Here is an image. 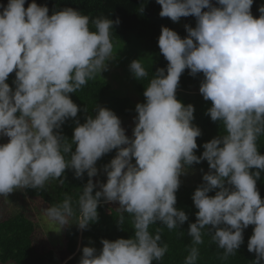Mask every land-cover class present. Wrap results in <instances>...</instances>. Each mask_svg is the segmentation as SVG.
I'll use <instances>...</instances> for the list:
<instances>
[{
    "label": "clouds",
    "instance_id": "obj_1",
    "mask_svg": "<svg viewBox=\"0 0 264 264\" xmlns=\"http://www.w3.org/2000/svg\"><path fill=\"white\" fill-rule=\"evenodd\" d=\"M155 2L161 18L176 23L191 16L196 23L184 25V38L161 27L157 46L167 65L152 73L144 102L135 105L131 137L112 110L96 104L95 115L81 123L78 113L87 108L71 99L109 70L119 18L90 17L71 7L50 15L35 0L26 8V0L0 5V137L7 138L0 143V197L43 190L50 182L63 185L67 170L77 180L86 175L75 202L66 195L42 209L43 216L57 233L71 225L86 231L98 220V207L115 204L118 229L127 218L132 235L101 239L99 250L83 247L78 264H160L168 245L161 243L160 227L154 233L150 228L178 230L188 221L176 207L180 178L206 161L208 171L191 197L195 222L188 224L191 246L183 264H197L205 235L222 250V260L236 255L249 226L251 264H264V199L257 189L264 174L258 147L264 137V4L254 18V0ZM128 68L138 81L149 76L141 59ZM185 70L202 74L198 91L211 102L205 114L223 128L200 145L199 156L194 106L176 98ZM12 73L14 87L6 82ZM68 120L75 125L71 139L62 134ZM113 150L98 169L97 161ZM101 172L104 182H94Z\"/></svg>",
    "mask_w": 264,
    "mask_h": 264
},
{
    "label": "trees",
    "instance_id": "obj_2",
    "mask_svg": "<svg viewBox=\"0 0 264 264\" xmlns=\"http://www.w3.org/2000/svg\"><path fill=\"white\" fill-rule=\"evenodd\" d=\"M32 0H26L25 8ZM38 5H46L49 8L51 15L54 10L58 11L65 7H71L80 11L84 15L90 17L107 16L109 19L115 20L117 17L120 20L119 26L113 28V43L126 42L130 34L141 41L144 47L142 63L148 71V78L135 80L134 88L140 98V103L144 102L143 91L151 78L152 73L157 68H165L167 61L160 54L157 46V40L160 35L162 26L168 27L170 30L177 32L181 38L186 36L184 27L177 28L169 18H161L159 16L160 6L155 0H35ZM215 4V0H212ZM7 0H0V5H6ZM264 4V0H254L251 7V12L254 18H257L258 7ZM143 7L144 11L141 14L139 9ZM184 25L187 24L195 27L194 17H182ZM15 73L9 75L6 81L10 87H14L13 80ZM202 74H197L192 77L188 74V70L180 77L179 86L176 90V98L185 105L192 104L194 106L193 124L200 128L201 136L197 138L198 150L195 153L200 155L203 149L200 147L205 142L222 134V125L219 122H212L210 117L205 113L211 107L210 101H204L199 94L198 88ZM71 99L81 109L87 108L88 113L83 111L78 113L77 119L81 123L84 122L86 115H95L93 112L95 104L106 107L112 110L119 118H131L136 115L135 105L124 96L117 95L111 85L104 79L97 77L93 81H89L86 86L76 93L71 94ZM75 127L72 120H68L62 126V134L71 139L73 128ZM134 127V126H133ZM132 124L127 129L126 135L131 137ZM0 143H2L0 139ZM258 147L261 154H264V137L258 141ZM115 155V150L103 156L97 161L96 167L101 169L104 164H107ZM134 162V161H133ZM192 170H208L207 162H201L199 165H193L189 169ZM104 182L105 177L101 172L97 177L93 178ZM182 180L181 185L176 192L177 204L176 207L185 211L188 215V221L178 230H168L164 226L154 225L150 228L151 232H155L156 227L161 228V243L168 245V251L160 262V264H183L185 257L188 254V249L191 246V238L187 236V228L189 223L195 222L196 209L193 206L192 194L195 189L202 183L200 180ZM87 181L85 175L83 180H77L73 176L71 170H67L64 174V184L57 188V199L54 201L46 187L40 189H26L24 194L30 198H40L45 201L48 206L62 201L65 196H70L73 202L78 199L80 189ZM257 189L262 199H264V174L261 180L257 182ZM209 195H214L209 193ZM115 204H105L98 207V220L91 224L86 231L79 230L75 225L66 227L65 231V250L67 259L62 264H78L81 256V249L85 246L96 247L98 250L101 245V239L110 241L118 238H129L132 235L130 222L127 220L121 226L123 231L119 230L116 225L117 213L115 212ZM73 218L72 223H75ZM178 231H182L185 235H178ZM37 225L23 213H13L9 216L0 218V263L13 264H53L56 257L49 248H41L35 242V234ZM252 234V226H249L244 231V243L241 245L237 254L228 257L227 260H222V250L218 249L215 244L211 243L210 237L204 236V243L199 245L200 255L197 264H251L255 258L254 254L247 251V240Z\"/></svg>",
    "mask_w": 264,
    "mask_h": 264
},
{
    "label": "rangeland",
    "instance_id": "obj_3",
    "mask_svg": "<svg viewBox=\"0 0 264 264\" xmlns=\"http://www.w3.org/2000/svg\"><path fill=\"white\" fill-rule=\"evenodd\" d=\"M177 28L184 27V20L181 18L179 22L174 23ZM114 45L115 58L109 62V70L101 74V78L107 81L113 91L119 95L130 99L136 105L140 103V98L134 88L135 78L129 71V64L132 60L143 58L144 47L141 41L137 40L133 34H130L126 42H116ZM135 116V115H134ZM119 118V117H118ZM121 126L127 131L129 126H134L132 116L131 118H119ZM2 143H7L6 137H0ZM208 170H192L187 175L182 176L180 179L200 180L202 175ZM58 184L50 182L47 186V192L55 201L57 199ZM48 204L40 198H30L24 194V190H16L9 194L7 198L0 197V218L9 216L13 213H23L30 220L37 225V232L35 242L41 248H49L55 254V261L53 264H62L67 259V252L65 250V231L66 228L60 232H56V227L51 224L42 214L41 210L47 208ZM2 264V263H0ZM13 264V263H5Z\"/></svg>",
    "mask_w": 264,
    "mask_h": 264
}]
</instances>
